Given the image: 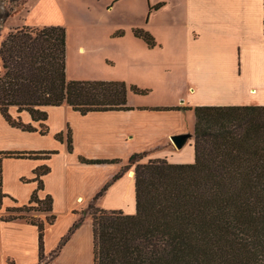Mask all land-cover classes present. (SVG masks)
I'll return each mask as SVG.
<instances>
[{"label": "trees", "instance_id": "1", "mask_svg": "<svg viewBox=\"0 0 264 264\" xmlns=\"http://www.w3.org/2000/svg\"><path fill=\"white\" fill-rule=\"evenodd\" d=\"M159 2L151 9L163 6ZM136 37L150 47L154 35L143 27L133 28ZM117 31L115 35H122ZM67 29L61 24L22 27L10 32L0 45L3 73L0 75V112L7 121L27 131L46 134L45 106L70 105L90 111L129 110L128 85L122 80L67 79ZM146 94L149 89L131 85ZM28 111L32 123L14 117L10 108ZM190 109L195 114L193 162L174 163L167 158L141 159L133 154L136 211L106 209L95 204L124 170L105 184L90 203L94 231L93 264H264V105H196L153 107ZM73 149L72 130L58 132ZM51 151L4 150L1 157L48 158ZM86 163H111L119 159H87ZM50 167L35 169L39 179L29 201L6 208L12 213L2 220L23 219L37 225L39 263L45 259V232L55 222L53 197L38 196L41 176ZM23 180H27L24 178ZM0 167V208L3 198ZM32 211L45 213L35 216ZM17 213V214H16ZM77 218L51 253L49 264L83 223ZM50 253V254H51Z\"/></svg>", "mask_w": 264, "mask_h": 264}, {"label": "crops", "instance_id": "2", "mask_svg": "<svg viewBox=\"0 0 264 264\" xmlns=\"http://www.w3.org/2000/svg\"><path fill=\"white\" fill-rule=\"evenodd\" d=\"M116 1L113 0V4ZM159 2L164 3L162 7L150 8ZM161 10L178 12L181 16L173 24L165 22L164 33H169L170 38H160L163 24H158L157 29L154 27V16ZM144 17L145 29L158 38L154 47L134 35L135 27L108 31L116 38L113 41L115 57L117 54L128 56L132 62L130 71L146 76L150 82L146 84L140 76L125 80L129 87L127 104L133 109L82 114L68 104L45 106L48 112L45 122L49 127L46 134L13 126L0 112V151H57L48 158L1 157L0 154L2 186L7 194L0 217L7 212V207L27 203L39 185L35 169L42 165L50 167L41 176L43 188L38 190L40 198L52 195L53 213L57 216L46 228L47 255L78 218L82 206L94 201L96 193L124 169L125 161L133 154L164 147L171 158L164 156L166 150L162 156L170 162L194 161L191 149H183L186 145L179 149L171 140V135L187 132L183 128V110H155L153 107L264 105V0H147ZM58 20L46 24H57ZM176 23L181 25V35L176 32ZM120 30L123 34L115 35ZM77 50L86 54V45L79 43ZM107 61L105 70L110 72L109 66L115 64L109 58ZM141 63L147 64L146 67L138 65ZM168 77L172 81L163 83ZM131 85L149 89V92L135 93ZM156 93L160 96L158 100L148 97ZM12 108L14 111L10 109V112L14 117L40 128L41 122L34 121L28 111ZM68 127L72 130V151L66 140L55 137ZM173 150L180 152L181 159L172 158L176 156ZM81 157L119 161L86 163ZM133 173L131 171L129 174L133 177H129L123 172L95 204L134 213ZM45 215L40 214L43 218ZM93 250V223L86 219L49 264H93ZM38 263L37 225L23 219L5 221L0 218V264Z\"/></svg>", "mask_w": 264, "mask_h": 264}, {"label": "rangeland", "instance_id": "3", "mask_svg": "<svg viewBox=\"0 0 264 264\" xmlns=\"http://www.w3.org/2000/svg\"><path fill=\"white\" fill-rule=\"evenodd\" d=\"M146 5L147 0H118L114 4L113 0H0V45L10 32L19 28L42 26L49 21L59 19L60 21L58 20L57 24L64 25L67 29L66 63L68 71L66 75L68 80L128 81L140 75H137L135 71H130L129 67L132 62L127 58L128 56L117 54L118 57H115L116 48L113 41L116 38L112 37L111 34L109 35L108 31L120 28L144 27ZM177 19H181L178 12H166L165 10L156 12L154 16V23L156 25L154 27L157 29L158 24H163L160 38L172 37L169 33H164L167 25L165 22L173 24ZM176 24V32L181 35V25L180 23ZM155 37L158 40L157 36ZM79 43L86 45V54L78 52L77 45ZM108 58L115 64L113 67L109 66L110 72L105 70ZM138 65L144 68L147 64L141 63ZM115 67H117L116 70ZM2 73L3 62L0 57V75ZM140 77L144 79L146 84H150L146 76L142 75ZM163 77L164 75L161 74V78ZM162 81L168 84L172 79L168 77ZM148 97H151L154 101L160 98L158 93ZM10 109L13 108L11 107ZM183 115L184 130H187V132L192 130L191 132H193V137L189 139L185 146L186 148L184 147L183 149H191L194 160L196 118L193 110L190 109H183ZM162 148L147 150L146 155L141 160L146 162L150 158H164L166 155H169L168 158H171V153L169 154L164 147ZM164 151L165 154L162 156ZM173 152H176V156L172 158L178 160L180 152L175 150ZM184 163H187V161ZM135 166L136 163L127 160L125 161L123 170L128 173L129 177H133L129 173L135 171ZM133 175L135 177L134 173ZM89 205L90 203H85L82 206L78 218L83 217L84 220H92L93 210ZM11 214L10 212H4L1 216L8 217ZM28 214L38 216L41 212L32 211ZM53 254H46L45 259L38 264H44L45 261L51 259Z\"/></svg>", "mask_w": 264, "mask_h": 264}, {"label": "water", "instance_id": "4", "mask_svg": "<svg viewBox=\"0 0 264 264\" xmlns=\"http://www.w3.org/2000/svg\"><path fill=\"white\" fill-rule=\"evenodd\" d=\"M193 137L192 132H182L178 134L171 135V140L175 147L181 149L183 148L186 143L189 141V139Z\"/></svg>", "mask_w": 264, "mask_h": 264}, {"label": "bare ground", "instance_id": "5", "mask_svg": "<svg viewBox=\"0 0 264 264\" xmlns=\"http://www.w3.org/2000/svg\"><path fill=\"white\" fill-rule=\"evenodd\" d=\"M254 92V91H253Z\"/></svg>", "mask_w": 264, "mask_h": 264}, {"label": "built area", "instance_id": "6", "mask_svg": "<svg viewBox=\"0 0 264 264\" xmlns=\"http://www.w3.org/2000/svg\"><path fill=\"white\" fill-rule=\"evenodd\" d=\"M81 199V198H80Z\"/></svg>", "mask_w": 264, "mask_h": 264}]
</instances>
